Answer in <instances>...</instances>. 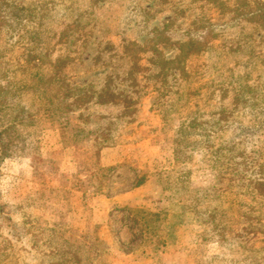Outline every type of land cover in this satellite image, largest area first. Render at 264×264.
<instances>
[{
    "label": "rangeland",
    "instance_id": "rangeland-1",
    "mask_svg": "<svg viewBox=\"0 0 264 264\" xmlns=\"http://www.w3.org/2000/svg\"><path fill=\"white\" fill-rule=\"evenodd\" d=\"M50 129L95 193L102 145L137 144L109 191L152 198L111 240L79 197L2 186L0 264H264V0H0V158Z\"/></svg>",
    "mask_w": 264,
    "mask_h": 264
},
{
    "label": "crops",
    "instance_id": "crops-1",
    "mask_svg": "<svg viewBox=\"0 0 264 264\" xmlns=\"http://www.w3.org/2000/svg\"><path fill=\"white\" fill-rule=\"evenodd\" d=\"M34 151H7L0 158V189L7 186L5 198L13 199V203H22L30 196L33 187L47 188L58 192L67 193L79 197L81 207L78 211L69 209V212H78V218H82L79 226L86 229L92 222H97L106 239H114L112 232V212L119 206L130 208H142L144 199L152 198V190L148 184H134L129 190L117 191L111 194L112 180H114L123 169L132 166L135 173L138 156L136 154L137 144H115L106 145L100 153V166L106 169L105 190L95 193L91 188L79 182L80 177L86 178L80 173V167L76 158V148L62 138L59 131L46 130L34 140ZM18 181L29 190L22 194L15 191L14 184ZM3 182V183H2ZM83 185V186H82ZM95 218V220H94Z\"/></svg>",
    "mask_w": 264,
    "mask_h": 264
},
{
    "label": "trees",
    "instance_id": "trees-1",
    "mask_svg": "<svg viewBox=\"0 0 264 264\" xmlns=\"http://www.w3.org/2000/svg\"><path fill=\"white\" fill-rule=\"evenodd\" d=\"M132 65H131V63H128V62H126V75H127V72H128V69L131 67ZM102 90V86L100 87V91ZM127 95H129L130 97L129 98H131V94H129L128 92H127ZM93 102H94V104L96 105H99V107H105V104H100L99 103V101H95V100H93ZM115 106H118V104H114ZM107 106V105H106ZM109 106V108H113V111H114V107L115 106H113V102H110V104L108 105ZM123 107H125V106H123ZM118 111H119V113L118 114H106V113H104V114H100V116L101 117H111V119H118V118H121L122 116H124V115H127L128 113L127 112H125L124 114H123V112H124V109L122 108L121 109V111L118 109ZM121 112V113H120ZM137 113V109H135V112H134V115ZM124 122H125V124H129V123H131V122H128L127 120H124ZM107 145H115V144H107ZM103 147H106V145H102ZM5 154V153H4ZM139 213H141V214H143L144 215V217H151V218H156V219H160L161 218V216H160V214H157V213H146V212H139ZM134 222H136V220H134Z\"/></svg>",
    "mask_w": 264,
    "mask_h": 264
}]
</instances>
